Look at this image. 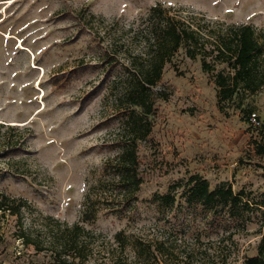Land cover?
Masks as SVG:
<instances>
[{
  "label": "rangeland",
  "instance_id": "obj_1",
  "mask_svg": "<svg viewBox=\"0 0 264 264\" xmlns=\"http://www.w3.org/2000/svg\"><path fill=\"white\" fill-rule=\"evenodd\" d=\"M156 4L201 37L239 24L264 33V0H0V198L21 204L0 210V264H243L256 253L258 211L205 213L177 184L198 174L210 188L264 194V87L219 104L213 72L182 49L177 71L164 66L155 90L167 98L137 143L139 190L121 196L111 165L134 138L128 60L143 50ZM173 192L172 205L156 201ZM75 224L73 259L61 247Z\"/></svg>",
  "mask_w": 264,
  "mask_h": 264
},
{
  "label": "trees",
  "instance_id": "obj_2",
  "mask_svg": "<svg viewBox=\"0 0 264 264\" xmlns=\"http://www.w3.org/2000/svg\"><path fill=\"white\" fill-rule=\"evenodd\" d=\"M145 35L142 38V51L138 57L128 60L127 79L128 89L125 101L128 102V125L133 131L134 138L124 142L111 168L116 175V182L121 188L124 201L134 199L142 179L138 174L139 161L137 143L145 141L151 132L152 117L155 114L156 99H166L162 91H156L162 79L166 64H172L174 54L182 49L184 55L194 60L199 57L201 69L213 72V82L217 88L218 103L223 104L241 94H254L264 87V33L258 38L255 29L250 24L227 26L222 33L201 37L197 29L180 19L165 13L159 4L148 10L145 25ZM213 54L214 60L206 61V56ZM108 58V65H112ZM224 65L216 71V66ZM175 71L177 68L172 64ZM227 71H225V69ZM252 110L246 112V119ZM259 148V146H256ZM261 150V149H260ZM178 197H182L189 206L195 205L205 213L227 212L234 218L245 214H260V235L256 253L245 257L243 264H264V194L250 197V194L239 190L233 192L230 183L222 182L210 188L208 181L198 174L187 177L181 186ZM176 193H166L156 197V201L164 205H172ZM6 197L0 198V210H8L11 214L18 212L21 204L13 205ZM7 204V205H6ZM220 210V211H219ZM219 211V212H218ZM87 218L88 213H84ZM82 228L78 224L68 230L70 244H63L61 249L65 255L72 254L80 258L82 246L77 241ZM120 233H117L119 236ZM25 245L32 241L25 233L20 235ZM56 264H72L66 259H60Z\"/></svg>",
  "mask_w": 264,
  "mask_h": 264
},
{
  "label": "built area",
  "instance_id": "obj_3",
  "mask_svg": "<svg viewBox=\"0 0 264 264\" xmlns=\"http://www.w3.org/2000/svg\"><path fill=\"white\" fill-rule=\"evenodd\" d=\"M250 116H251V117H250L249 120H250L252 123H255V117H254V114L252 113Z\"/></svg>",
  "mask_w": 264,
  "mask_h": 264
}]
</instances>
